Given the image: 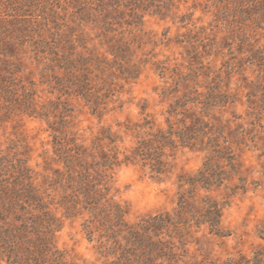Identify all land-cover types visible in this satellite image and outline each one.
I'll return each mask as SVG.
<instances>
[{"label": "rangeland", "instance_id": "obj_1", "mask_svg": "<svg viewBox=\"0 0 264 264\" xmlns=\"http://www.w3.org/2000/svg\"><path fill=\"white\" fill-rule=\"evenodd\" d=\"M116 1L33 0L28 4L34 11L31 27L37 38L50 39L55 32L70 35L78 46L76 53L107 57L109 61L114 59L109 47L128 42L132 62L123 61L122 65L136 64L138 71L136 78L128 80L115 68L113 72L94 70L90 98L99 111L94 113L91 102L75 94L74 86L54 88L52 72L48 71V79L42 82L45 60L35 59L30 49L22 52L19 76L24 82L35 83L42 114L0 120V157L27 160L36 185L59 199L60 193L48 186L54 171L62 167L56 161L55 137L63 138L64 143L73 138L83 145L87 162L114 150L122 159L131 154L137 131L145 137L150 129H170L168 110L177 98L191 95L189 91L194 89L206 94L218 87V92L228 95V103L206 111L199 104L185 109L206 114L211 129H223L241 162L242 175L248 179V190L235 194L230 186L196 190V198L207 194L223 204L225 236L202 228L189 243L182 264H264V128L258 124L261 118L264 125V112L257 109V99V110L248 104V93L264 74V68L251 63L256 49L264 51L262 5L242 0ZM34 2L37 8L31 6ZM88 2L90 6L84 8ZM13 8H2L0 19L5 13H14ZM107 21L109 31L103 27ZM54 73L65 76L57 67ZM181 74L187 75L186 84L180 82ZM181 118L176 115L170 119L172 129L183 127ZM203 158V152L180 148L169 157L171 172L161 178L151 172L149 164L141 162L115 167L109 171L110 194L129 209L130 222L172 211L178 199V176L196 172ZM81 222V218L65 221L57 233L58 246L66 249L76 264H106L95 243L86 239Z\"/></svg>", "mask_w": 264, "mask_h": 264}, {"label": "trees", "instance_id": "obj_2", "mask_svg": "<svg viewBox=\"0 0 264 264\" xmlns=\"http://www.w3.org/2000/svg\"><path fill=\"white\" fill-rule=\"evenodd\" d=\"M242 1L259 3L264 10V0ZM31 2L33 0H0V10L14 7V13H5L6 17L0 19V120L6 121L14 115L42 114L36 99L35 83L24 82L19 76L21 53L29 49L35 59L43 57L46 62L41 73L42 82L48 79V71L52 72L56 83L54 88L60 90L58 86H74L75 94L91 102L94 113H99L96 101L90 98V75L94 70L113 72L115 68L128 80L136 78V64L122 65L123 61L132 62L130 43L111 45L108 51L114 59L109 61L107 57L76 53L78 46L70 35L55 32L50 39L37 38L31 23L34 11L28 6ZM36 4L34 2L31 6L34 8ZM84 6L86 8L90 3H84ZM135 17L139 18L137 13ZM108 24H103L106 31H109ZM251 58L252 64L264 68V51L261 48L256 49ZM56 67L64 71V77L54 73ZM179 78L182 84H186L187 75L181 74ZM217 88H210L206 94L194 89L189 91L191 95L177 98L168 110L170 129H150L145 137L139 136L137 131L131 154H124L122 159L120 152L114 150L111 155L102 153L100 159L87 162L84 158L87 149L83 145L73 138L64 143L63 138L55 137L56 161L62 167L54 171V179L48 186L49 190L60 193L59 199L47 189L41 191L36 185L27 160L1 156L0 262L76 264L69 259L67 250L58 246L56 239L65 221L76 218L82 219L81 227L86 239L95 243L97 253L106 260V264H182L189 243L202 228L209 234L225 236L223 204L207 194L196 198V190L230 186L232 194L239 190L246 192L248 179L242 175L241 162L228 144L223 129H211L210 122L205 119L206 114L197 115L196 111L185 109L189 104H199L202 111H206L218 104L228 103V95L218 92ZM248 97L250 108L256 109L254 104L257 99V109L264 112V74L262 80L254 84ZM179 108L182 111L179 112ZM176 115H182L179 122L183 127L180 129H172L170 123ZM186 118L191 119L190 122ZM258 120L260 127L264 128L261 118ZM180 148L203 152L204 158L196 172L178 176L176 207L172 211H159L130 222L129 209L116 202L110 194L109 171L141 162L145 166L149 164L151 172L158 178L165 177L171 172L169 157L175 156ZM234 178L238 182L229 184ZM251 183L257 185L255 180Z\"/></svg>", "mask_w": 264, "mask_h": 264}]
</instances>
